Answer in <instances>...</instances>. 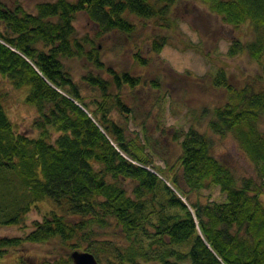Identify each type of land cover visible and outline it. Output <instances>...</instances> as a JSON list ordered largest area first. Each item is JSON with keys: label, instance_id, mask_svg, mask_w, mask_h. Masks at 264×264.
<instances>
[{"label": "trees", "instance_id": "obj_1", "mask_svg": "<svg viewBox=\"0 0 264 264\" xmlns=\"http://www.w3.org/2000/svg\"><path fill=\"white\" fill-rule=\"evenodd\" d=\"M181 2L202 3L227 26L251 27L252 40L235 39L227 57L246 54L262 76L237 88L219 70L213 86L224 89L228 100L213 110L208 128L237 141L255 178L240 181L214 157L211 140L195 126L182 136L178 164L156 166L151 139L129 138L111 118L114 110L132 113L112 89L136 88L141 80L106 69L98 47L80 38L74 26L77 15L86 13L99 38L134 35L131 16L168 28L172 9ZM36 9L33 15L21 4L10 7L0 0V75L14 89H27L26 103L37 112L34 128L40 133L38 138L18 134L0 96V202L8 191L25 202L0 225L20 224L38 202L56 210L27 237L0 239V256L24 243L56 240L71 253L93 254L100 264H264V0H57ZM166 41L157 38L153 51L160 54ZM74 59H87L112 77V83L92 73L83 79L98 90L94 106L66 67ZM210 185L220 188L225 201L191 203V194ZM111 228L123 244L100 239ZM46 264L73 262L70 254Z\"/></svg>", "mask_w": 264, "mask_h": 264}, {"label": "rangeland", "instance_id": "obj_2", "mask_svg": "<svg viewBox=\"0 0 264 264\" xmlns=\"http://www.w3.org/2000/svg\"><path fill=\"white\" fill-rule=\"evenodd\" d=\"M3 1L10 7L21 4L27 12L35 15L39 4L57 0ZM149 1L153 3V0ZM171 13V27L162 28L154 20L143 21L131 16L130 21L136 26L134 35L113 33L103 38L97 36L98 28L86 13L77 15L74 26L79 37L93 41L106 69L118 74H130L141 80L136 88L126 86L122 91L112 89L111 94H119L132 113L122 115L114 110L111 118L127 129L129 138L137 137L143 143L145 138L151 139L156 166L165 168L166 164H178L182 154V136L191 126H195L211 140L214 157L228 165L240 181L255 178V167L237 141L230 135L226 138L217 136L208 128L213 110L223 107L228 100L224 89L213 86L214 76L219 70H223L229 82L237 88L262 76L260 65L246 54L235 59L227 57L235 39L244 42L252 40L251 27L227 26L200 2H181ZM159 37L165 38L167 44L157 54L153 51V43ZM138 56L148 62L146 66L138 62ZM65 64L84 100L94 106V102L99 100L98 90L89 87L83 79L92 73L112 83V77L106 72H99L87 59H74ZM27 93V89H14L11 82L0 75V96L15 131L30 138H38L40 133L34 128L38 115L35 108L26 103ZM131 188L128 185V189ZM5 195V199L0 202V221L25 205L20 193L8 191ZM225 199L220 188L212 185L190 195L193 204L204 205L223 202ZM261 200L264 203V196ZM52 210L56 209L50 202L34 204L20 224L0 225V239L27 237L35 230L34 224L42 222ZM102 234L101 240L120 245L125 242L119 231L113 228ZM70 254L71 251L56 240L44 244L24 243L21 247L5 250L0 261L2 264H46L64 260ZM101 264L108 263L102 260Z\"/></svg>", "mask_w": 264, "mask_h": 264}, {"label": "water", "instance_id": "obj_3", "mask_svg": "<svg viewBox=\"0 0 264 264\" xmlns=\"http://www.w3.org/2000/svg\"><path fill=\"white\" fill-rule=\"evenodd\" d=\"M71 260L73 264H100L93 254L79 250L71 253Z\"/></svg>", "mask_w": 264, "mask_h": 264}]
</instances>
